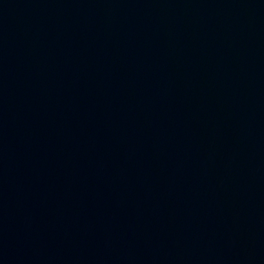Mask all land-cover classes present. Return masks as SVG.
Returning a JSON list of instances; mask_svg holds the SVG:
<instances>
[{
  "label": "water",
  "instance_id": "1",
  "mask_svg": "<svg viewBox=\"0 0 264 264\" xmlns=\"http://www.w3.org/2000/svg\"><path fill=\"white\" fill-rule=\"evenodd\" d=\"M0 264H264V0H0Z\"/></svg>",
  "mask_w": 264,
  "mask_h": 264
}]
</instances>
